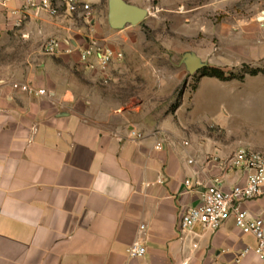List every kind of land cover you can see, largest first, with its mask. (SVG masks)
Returning <instances> with one entry per match:
<instances>
[{"label":"crops","instance_id":"0c3cea01","mask_svg":"<svg viewBox=\"0 0 264 264\" xmlns=\"http://www.w3.org/2000/svg\"><path fill=\"white\" fill-rule=\"evenodd\" d=\"M90 1L96 16L104 0ZM224 1L251 3L220 29V52L234 48L243 63L258 64L264 0ZM20 10V0H0V51L24 49L21 64L32 66L0 85V264H264L253 250L236 263L256 240L234 218L215 232L179 230L182 213L200 204L196 182L218 179L226 191L246 184L247 172L219 163L238 149L184 136L180 124L158 132L115 126L99 90L69 69L82 66L79 50L94 40L86 27L45 13L21 22ZM49 39L63 43L60 55L43 54ZM241 208L264 217V186ZM136 243L146 255L130 259Z\"/></svg>","mask_w":264,"mask_h":264},{"label":"rangeland","instance_id":"374dc122","mask_svg":"<svg viewBox=\"0 0 264 264\" xmlns=\"http://www.w3.org/2000/svg\"><path fill=\"white\" fill-rule=\"evenodd\" d=\"M125 1L148 11L136 26L112 29L108 0L92 21L69 17L86 27L87 35L100 46L123 53V59L106 72L69 66L99 90L113 124L125 129L139 125L151 132L180 124L184 136L229 150L247 148L264 153V59L254 65L243 63L240 50L227 48L221 53L219 49L220 29L233 21L231 16L246 14L251 2ZM190 52L208 65L194 75L182 62ZM39 54L37 63L41 64L47 57ZM25 55L21 48L0 51V85L30 73L32 66L21 64ZM212 66L233 78L219 84L216 78L204 76ZM254 70L256 76L251 75ZM250 77L256 79L246 80Z\"/></svg>","mask_w":264,"mask_h":264},{"label":"built area","instance_id":"2783aa9c","mask_svg":"<svg viewBox=\"0 0 264 264\" xmlns=\"http://www.w3.org/2000/svg\"><path fill=\"white\" fill-rule=\"evenodd\" d=\"M21 22L31 18L47 14L53 18L78 17L86 22L92 21L95 10L90 0H20ZM43 54L50 57L60 55L63 51V43L56 39H49L42 48ZM80 63L90 71L106 72L115 61L123 59V53L110 47H102L97 41H91L86 47L79 50ZM20 88L28 94L45 95V90L37 92L27 85ZM133 134H135L133 132ZM138 137H141L139 134ZM156 149L161 150L158 145ZM218 158L214 162H219ZM193 163V161H189ZM221 165H229L233 169L243 170L248 173L245 185L233 186L226 191L221 182L216 179L209 185L196 182V188L200 194V204L186 209L180 218L179 230L181 232L193 231L201 227L205 231H218L229 219L234 218L236 227L247 235H252L256 240L253 248H246L236 259L248 254L251 250L264 263V217H252L241 208L245 202L253 201L262 195L264 186V153L247 148L238 149L232 157ZM158 183L163 184L162 179ZM188 188L193 186L191 180H186ZM141 230L145 227L141 226ZM146 247L134 244L127 250L130 259H140L146 255Z\"/></svg>","mask_w":264,"mask_h":264},{"label":"water","instance_id":"95a60500","mask_svg":"<svg viewBox=\"0 0 264 264\" xmlns=\"http://www.w3.org/2000/svg\"><path fill=\"white\" fill-rule=\"evenodd\" d=\"M108 8V22L115 30L124 29L127 25L136 26L148 15L147 10L129 4L125 0H108ZM182 62L191 75L208 66L199 56L191 52L184 55Z\"/></svg>","mask_w":264,"mask_h":264},{"label":"trees","instance_id":"16d2710c","mask_svg":"<svg viewBox=\"0 0 264 264\" xmlns=\"http://www.w3.org/2000/svg\"><path fill=\"white\" fill-rule=\"evenodd\" d=\"M257 74H258L257 70L251 72L252 76H256ZM204 76L215 77L222 81H229L233 78V76H227L222 70L217 68L207 69L206 72L204 73Z\"/></svg>","mask_w":264,"mask_h":264}]
</instances>
